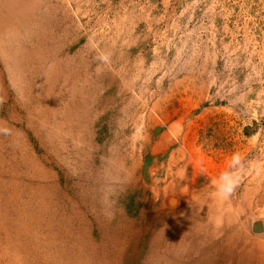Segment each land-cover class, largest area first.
<instances>
[{
	"label": "rangeland",
	"instance_id": "374dc122",
	"mask_svg": "<svg viewBox=\"0 0 264 264\" xmlns=\"http://www.w3.org/2000/svg\"><path fill=\"white\" fill-rule=\"evenodd\" d=\"M0 264H264V0H0Z\"/></svg>",
	"mask_w": 264,
	"mask_h": 264
},
{
	"label": "clouds",
	"instance_id": "9594fccd",
	"mask_svg": "<svg viewBox=\"0 0 264 264\" xmlns=\"http://www.w3.org/2000/svg\"><path fill=\"white\" fill-rule=\"evenodd\" d=\"M238 167L237 157L233 156L228 169L222 172L217 179L215 192L218 199L229 200L235 194L241 182V176L236 172Z\"/></svg>",
	"mask_w": 264,
	"mask_h": 264
}]
</instances>
